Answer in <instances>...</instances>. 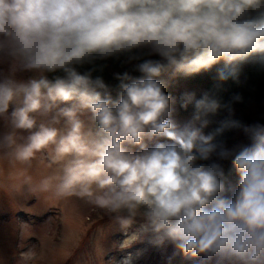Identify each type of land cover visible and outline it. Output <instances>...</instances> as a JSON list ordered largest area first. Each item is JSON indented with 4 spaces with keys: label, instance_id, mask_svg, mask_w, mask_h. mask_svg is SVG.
<instances>
[{
    "label": "clouds",
    "instance_id": "obj_1",
    "mask_svg": "<svg viewBox=\"0 0 264 264\" xmlns=\"http://www.w3.org/2000/svg\"><path fill=\"white\" fill-rule=\"evenodd\" d=\"M134 50L159 59L136 63L138 76L114 73L115 87L79 70ZM245 64L264 68V0H0V163L11 191L103 210L126 236L121 249L147 239L202 264H264V125L225 119L207 131L222 108L231 113L221 84ZM216 65L219 83L199 97L177 100L159 79ZM177 104L191 113L178 118ZM232 129L245 140L229 147L218 137ZM39 164L49 172L35 180Z\"/></svg>",
    "mask_w": 264,
    "mask_h": 264
},
{
    "label": "rangeland",
    "instance_id": "obj_2",
    "mask_svg": "<svg viewBox=\"0 0 264 264\" xmlns=\"http://www.w3.org/2000/svg\"><path fill=\"white\" fill-rule=\"evenodd\" d=\"M2 67L6 69V65ZM29 75L23 73L21 77L26 79ZM179 88L201 92L203 85L181 82ZM167 93L176 98L173 90ZM177 115L180 119L187 117ZM9 171L7 165L0 163V264H119L129 252L134 255L133 264H202V258L185 257L175 248L165 257L166 249L159 250L147 239L121 249L126 236L111 220L87 233L101 216V209L76 197L55 200L17 194L10 189ZM29 172L39 180L49 169L39 164Z\"/></svg>",
    "mask_w": 264,
    "mask_h": 264
},
{
    "label": "trees",
    "instance_id": "obj_3",
    "mask_svg": "<svg viewBox=\"0 0 264 264\" xmlns=\"http://www.w3.org/2000/svg\"><path fill=\"white\" fill-rule=\"evenodd\" d=\"M130 55L139 56L140 59L129 60L128 57ZM147 58L159 59L158 56L148 57L143 52L134 50L133 53L122 54L118 58L113 57L103 61H95L93 64H86L83 67H80L79 70L83 72L94 68V77L102 76L107 84L115 87L118 82L114 79V73L128 71L132 75L138 76L140 74L135 71V64L142 62L143 59ZM220 66L221 65H216L211 70L202 71L201 73L192 76H184L183 74H173L169 72L159 79H161L166 85L165 92L167 93L169 89L173 90L177 100H179V97L185 93L179 88L181 82L202 83L203 90L201 92H195L197 97H199L205 91L212 90L214 85L219 83L217 80V68ZM51 76L52 74H49V78H51ZM236 97H239V99H236ZM219 98L222 104L229 105L232 111L229 113L227 108H222L216 116L211 118L213 122L207 131H212L218 126L220 121L225 119L236 120L244 125L255 123L264 125V68L252 64L243 65L238 81L229 79L221 84ZM177 109L178 114L187 116L192 111L191 107L187 111L179 109V104H177ZM218 139L225 141L229 147L236 142L245 140L243 131L240 129L225 131L222 136L218 137ZM223 166L225 169L226 183L235 184L238 181V177L236 176L234 169H232L230 161L223 162ZM100 215L101 216L97 217L92 223L87 230V233H90L91 230L100 225V223L110 221L109 217L103 210H101ZM173 248H175L174 245L166 243L164 246L159 247V250L162 251L163 249H166L165 257H168ZM158 254H161V252L158 251ZM65 264H71V262L67 261Z\"/></svg>",
    "mask_w": 264,
    "mask_h": 264
}]
</instances>
